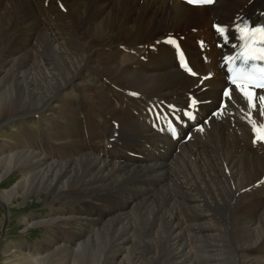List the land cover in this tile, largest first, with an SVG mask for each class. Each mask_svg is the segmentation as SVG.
<instances>
[{
    "label": "bare ground",
    "instance_id": "bare-ground-1",
    "mask_svg": "<svg viewBox=\"0 0 264 264\" xmlns=\"http://www.w3.org/2000/svg\"><path fill=\"white\" fill-rule=\"evenodd\" d=\"M261 14L264 0H0V117L9 131L0 203L35 194L53 197L54 210L70 208L27 224L74 230L57 244L63 231L45 229L35 244L46 255L57 264H201L204 255L207 264H264L255 252L264 235V139L253 124L264 125V100L250 108L223 68L240 46L236 25ZM175 36L193 77L178 66ZM10 176L19 179L1 188ZM135 179L148 184L135 205L116 197L105 211L116 215L88 232L79 226L102 210V195ZM237 212L234 243L222 220ZM138 224L157 225L149 241ZM36 245L19 251L8 242L6 258L16 263ZM46 255L24 262L45 264Z\"/></svg>",
    "mask_w": 264,
    "mask_h": 264
},
{
    "label": "rangeland",
    "instance_id": "rangeland-1",
    "mask_svg": "<svg viewBox=\"0 0 264 264\" xmlns=\"http://www.w3.org/2000/svg\"><path fill=\"white\" fill-rule=\"evenodd\" d=\"M6 52L9 54L10 49L6 48ZM13 55H14V52L11 53V56ZM90 80L94 83L93 78H90ZM66 93L69 94V91ZM3 119H4L3 117H0V142L1 143L3 142L4 137H6V135L9 134L8 129L4 127ZM21 128H22L21 126L18 127L19 132L21 131ZM9 178L2 181L1 188L10 187L17 179H19V177L16 178L15 176H10ZM147 186L148 184H144L140 179H135V180L129 181L128 183H126L125 186L120 187L116 191H109L105 193L97 201L103 206L102 210L100 211L94 210V213H95L93 216L94 220L92 222L86 223V225H82L83 221L82 219H80L79 226L81 225L82 227H86L85 232H88L89 230H92L94 227L99 226L101 223L105 222L111 216L116 215V214H110V215L105 214V211L109 208L111 204L114 203L116 197L124 198L127 200H131L132 198H135V202H134V205H135L141 198L144 197V194L142 193L141 190ZM19 194L22 195V192L19 191ZM75 195L80 200V197L77 194V192H75ZM79 200L77 201L78 204H75V205H80L81 206L80 211H82L85 209V206L82 204H79ZM51 201H53V197L51 200H49V198H47L46 196L42 198V196L40 195L36 196L34 194L32 197L28 196L25 200L21 196L18 199L8 200L5 204L0 203V264H26L24 262V258L29 253H31V255L34 257H41V256L46 255V253L43 252L44 246L41 244H37V245L35 244L38 242L39 238L42 237L41 236L42 232L45 229H52V230L57 229V230L63 231V233L60 234L61 235L60 241L57 244H59L65 236H68L70 233L74 232V230L70 227V224L60 225V226L55 225L54 227H46L44 225L38 224V225L29 227L28 230H25L28 223L32 224L34 220L38 219V217H35L38 214L44 217H48L49 213H53V212L60 210V212L56 215H60L62 217L67 215V212L68 210H70V208L61 209L60 207L58 210H54L53 208H56V206L48 204V202H51ZM152 203H153V206L155 207L156 202L154 198L152 199ZM132 207L133 206H129L125 208L123 212L130 211ZM240 216H241V213L237 212L235 215L230 214V217H227L226 219L222 220V221H225L226 227H229V232L226 233V235L228 236L226 239L234 243H236V240H235L236 234L233 229V225L235 221L238 218H240ZM20 221L23 223L21 224ZM156 227L157 225L152 228V227H144L143 225L138 224L136 233L144 234L143 235L144 241L145 240L149 241V238L151 237L150 234L153 235V233L156 231ZM187 231L190 232V230L185 227L184 232L186 234H187ZM141 240L143 241V239ZM8 242L11 243L12 247H15V250H19V251L21 250L22 244H25L28 242H31L32 245H36V246L31 250V252H30V249H31L30 248L26 252V255L24 256L21 255L22 257H20L18 261L14 263V262H11L10 260H7L6 258L7 253L5 252H7L8 248H5V245ZM257 243H258V246L255 249V252L257 251H259V253L264 252V235L259 238ZM206 246L208 247L210 246V244H206ZM198 247L201 248L200 246ZM149 248H150V245L143 247V249H147V250H149ZM213 250H217V249L215 248ZM193 253H194V257L197 258V253L195 250H193ZM247 258H251V257H247ZM206 259L207 257L204 255V259L201 260L202 262L201 264H207ZM43 261L45 264H57L56 259L51 257L50 251L47 252V255ZM155 263L157 264V260ZM35 264H39V261L35 260ZM234 264H242V262L234 263Z\"/></svg>",
    "mask_w": 264,
    "mask_h": 264
},
{
    "label": "snow or ice",
    "instance_id": "snow-or-ice-1",
    "mask_svg": "<svg viewBox=\"0 0 264 264\" xmlns=\"http://www.w3.org/2000/svg\"><path fill=\"white\" fill-rule=\"evenodd\" d=\"M188 2L211 4L214 3V0H188ZM216 28L223 38L228 39L227 26L217 25ZM235 31L237 33L236 38L240 41V49L236 58H228L229 61L233 59L239 61L237 67L233 69L232 82L248 100L250 108H254L259 100H264V96L256 97L255 93L256 88L264 90V25L253 27L250 23L244 22L237 24ZM182 66L191 72L186 63ZM238 81H244V83ZM225 95H229V93L226 92ZM261 107L264 108V106ZM253 124L254 131L258 133V139H264V125L256 128L254 121Z\"/></svg>",
    "mask_w": 264,
    "mask_h": 264
}]
</instances>
